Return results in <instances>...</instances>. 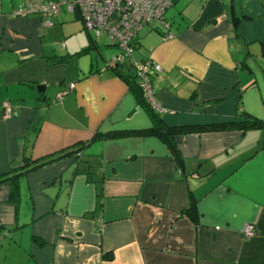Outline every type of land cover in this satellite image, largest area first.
<instances>
[{
	"label": "crops",
	"instance_id": "0c3cea01",
	"mask_svg": "<svg viewBox=\"0 0 264 264\" xmlns=\"http://www.w3.org/2000/svg\"><path fill=\"white\" fill-rule=\"evenodd\" d=\"M49 1L0 0V175L96 133L151 127L131 60L160 65L168 127L264 122V0H175L168 29L140 30L120 73L106 67L118 49L92 43L77 11L13 14ZM175 140L181 167L157 135H126L21 174L16 201L0 184V264H264V126Z\"/></svg>",
	"mask_w": 264,
	"mask_h": 264
},
{
	"label": "built area",
	"instance_id": "2783aa9c",
	"mask_svg": "<svg viewBox=\"0 0 264 264\" xmlns=\"http://www.w3.org/2000/svg\"><path fill=\"white\" fill-rule=\"evenodd\" d=\"M175 0H55L46 3H33L19 8L13 12L16 16H25L32 13L55 15L61 6L70 11H77L85 29L93 39L105 36L108 41L118 49L111 63L107 66L122 65L132 58L135 49V41L140 30L146 25L158 24L168 29L169 24L165 20L166 11L174 4ZM171 37L170 31L165 34ZM134 77L142 91L143 97L157 111L161 112V106L154 95L152 77L161 71L159 64L150 58H144L132 62ZM74 83L68 84L71 90ZM67 91H59L56 95L58 101L62 100ZM4 115L16 114L9 103L3 104ZM218 228V227H217ZM244 234L249 237L254 235L255 227L246 224Z\"/></svg>",
	"mask_w": 264,
	"mask_h": 264
},
{
	"label": "trees",
	"instance_id": "16d2710c",
	"mask_svg": "<svg viewBox=\"0 0 264 264\" xmlns=\"http://www.w3.org/2000/svg\"><path fill=\"white\" fill-rule=\"evenodd\" d=\"M175 2V1H174ZM92 43L95 42L92 36H90ZM83 53V52H78L76 54ZM121 66V65H119ZM119 66H107L113 69L115 72H119ZM131 84H135V90L136 94L138 97V100L140 101V104L145 108L147 113L149 114L150 120H151V127L149 128H143V129H138V130H122V131H111L107 133H96L94 134L91 139H89L86 142L83 143H76L75 145H72L71 150H68L67 152L61 153L57 156L54 157L55 153L48 154L46 156H43L37 160H34V162L31 166L27 167L28 164H22L18 168H16L17 171L16 173H4L0 175V184H10L12 186L11 188V199L16 201L17 198V187H16V179L23 173H26L28 171H32L46 163H49L53 160H56L60 158L61 156L64 155H69V154H74L78 153L81 151L85 146H87L89 143L100 139V138H105V137H116V136H143V135H157L160 137L166 144L170 154L174 158V161L176 163L177 167H181L182 164V157L179 152V149L176 144L175 136L179 134H184V133H189V132H199V131H208V130H227V129H248V128H257V127H262L264 126V122L259 121L257 119L253 118H244L241 121H236V122H226V123H219V124H211V125H196V126H180V127H168L166 126L161 117L159 116V111H157L150 103L146 101V99L143 97L142 91L139 88L138 83H134V81H130ZM78 164L81 162V160L77 161ZM31 164V163H30ZM91 167V166H89ZM88 175L94 174L93 171H86ZM95 183H100L101 179H94ZM97 195L101 196V186L99 184L98 190H97ZM186 213L191 220L194 222L197 221L198 219V213L196 209V204L195 201H191L189 207L183 211Z\"/></svg>",
	"mask_w": 264,
	"mask_h": 264
},
{
	"label": "water",
	"instance_id": "95a60500",
	"mask_svg": "<svg viewBox=\"0 0 264 264\" xmlns=\"http://www.w3.org/2000/svg\"><path fill=\"white\" fill-rule=\"evenodd\" d=\"M260 46L262 47V44H260ZM38 89L42 90L43 89V85H38Z\"/></svg>",
	"mask_w": 264,
	"mask_h": 264
},
{
	"label": "rangeland",
	"instance_id": "374dc122",
	"mask_svg": "<svg viewBox=\"0 0 264 264\" xmlns=\"http://www.w3.org/2000/svg\"><path fill=\"white\" fill-rule=\"evenodd\" d=\"M115 48V47H114ZM117 49V48H116Z\"/></svg>",
	"mask_w": 264,
	"mask_h": 264
}]
</instances>
